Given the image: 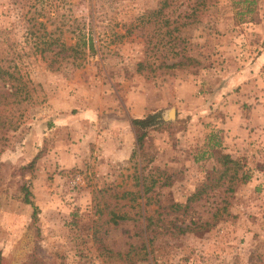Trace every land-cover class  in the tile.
<instances>
[{"label":"rangeland","instance_id":"obj_1","mask_svg":"<svg viewBox=\"0 0 264 264\" xmlns=\"http://www.w3.org/2000/svg\"><path fill=\"white\" fill-rule=\"evenodd\" d=\"M161 1L46 0L95 49L55 70L29 51L35 0H0V57L26 52L17 67L30 98L24 113H0L18 119L1 130L2 264H264V0H166L155 12ZM181 55L199 64L136 70ZM147 115L161 129L148 131L140 163L130 119ZM217 153L248 175L230 192L213 186ZM141 165L155 182L132 195ZM203 184L199 200L170 209ZM109 210L127 218L113 225ZM104 246L131 248V259H109Z\"/></svg>","mask_w":264,"mask_h":264},{"label":"trees","instance_id":"obj_2","mask_svg":"<svg viewBox=\"0 0 264 264\" xmlns=\"http://www.w3.org/2000/svg\"><path fill=\"white\" fill-rule=\"evenodd\" d=\"M35 3L30 4L33 6L32 13L35 14V17H32L35 25V30H32L29 27L28 38L31 43L30 45V53L31 54H39V57L44 60L46 59L49 64H56L55 70L58 69L61 63L70 64L73 63L75 66H81L85 60V57L89 54H86V50L92 53H95V49L93 46V40L90 34H85L84 30H81L80 27H73V25H67L65 23L62 14H58L56 7L52 11V15L49 13V8H46L47 2L46 0H35ZM35 4V5H34ZM160 7L155 11L159 12L163 7H167V1L162 0L160 3ZM49 5V4H48ZM50 7V5H49ZM154 12V13H155ZM45 18L49 20L50 24H53V30L46 32L44 29L43 22L36 21V18ZM67 32L73 34L75 37L74 43L65 45L61 34L63 30V26ZM54 34V35H52ZM26 52L13 51L12 53H5L3 58L0 57V113H24V105L28 103L29 98V89L24 81H22L21 73L17 67L19 61L21 60L22 55ZM172 55H177V51L172 53ZM163 56V55H159ZM182 57L170 64L164 63V58L160 59V62L156 67L148 66L146 63V59L143 61L136 63V70L138 72L146 70L148 68L149 72H154V70H161V72L166 69L173 67L175 65H198L199 61L195 58H192L188 55H181ZM147 64V65H146ZM4 117L0 119V142L5 140V133L1 130L8 128H15L17 125V117L3 115ZM130 124L133 130L134 135V144L131 151V156L139 155L140 163L142 162V158L147 156V153L144 151V143L147 138V133L150 130H159L161 129V124L155 121L154 115H147L144 117H135L130 119ZM213 135H209L208 140H212ZM217 141L214 140L209 143L210 146L217 145ZM38 157L36 154L26 165V168L31 169L35 162V159ZM150 158L147 159L149 161ZM213 161L216 165L217 177L215 179V184L213 186H221L225 184L224 189L226 191H232L234 186L238 183H243L247 180L248 175L246 171L242 169V165L238 160L234 159L228 153H217L213 156ZM144 165H141L140 171L136 174L135 184L140 185V189H138L135 194L133 192L126 193L139 196L140 193L144 194L149 191L150 186L153 185L155 179L152 177L150 180L152 181L147 185L145 183L146 177L143 173ZM213 179V180H214ZM169 184L168 182L162 183V185ZM211 187L209 184H203L196 190H194L190 195H188L183 204L181 203H172L169 205L170 209L178 210V209H186L190 202L195 200H199L201 195ZM214 188V187H213ZM22 191V201L25 204H30L32 206V219H35L36 207L32 205L30 200V191L27 185H22L20 187ZM158 205V204H157ZM159 205L157 206V208ZM127 217L124 213H118L112 210H109L107 213V221L112 223L113 225L119 223V221L125 220ZM146 220L150 222L151 217H147ZM193 223V222H192ZM200 226V223L196 228ZM185 230H191L188 226L184 228H179L178 232L182 233ZM95 234V233H94ZM144 248V247H143ZM131 248L125 253L113 252L109 248L104 246V256L109 259H125L130 260ZM146 257V252L143 253V257ZM0 264H2L0 257Z\"/></svg>","mask_w":264,"mask_h":264},{"label":"water","instance_id":"obj_3","mask_svg":"<svg viewBox=\"0 0 264 264\" xmlns=\"http://www.w3.org/2000/svg\"><path fill=\"white\" fill-rule=\"evenodd\" d=\"M167 116L172 118L173 117V108L169 109L167 112H166Z\"/></svg>","mask_w":264,"mask_h":264}]
</instances>
